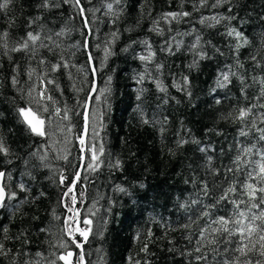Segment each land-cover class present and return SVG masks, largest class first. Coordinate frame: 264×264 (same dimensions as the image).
I'll list each match as a JSON object with an SVG mask.
<instances>
[{"label":"trees","instance_id":"obj_1","mask_svg":"<svg viewBox=\"0 0 264 264\" xmlns=\"http://www.w3.org/2000/svg\"><path fill=\"white\" fill-rule=\"evenodd\" d=\"M112 2L80 0L76 6L75 0H51L44 8L39 6L43 0H13L0 11V33H9L7 48L0 40V139L9 149L7 155L0 153V170L11 174L7 182L17 192L0 207V243L6 253L0 254V264H61L58 257L67 251L74 253V264L81 253L84 264H223L236 257L239 264H264L258 245L240 256L234 251L238 244H228L226 235L215 236L214 244L209 242L214 238L210 230L200 235L211 220L233 214L229 201H217L229 185H242L251 170L249 165L242 172L227 171L241 147L256 145L244 157L250 161L264 150L256 130L264 128V97L257 82L264 77V0H232L217 8L212 7L215 0H208L206 7H200V0H121L109 10ZM169 12L191 15L163 19ZM213 15L236 19L200 23ZM233 27L249 40L238 51V41L227 35ZM29 31L40 33L41 39L26 51H11ZM106 51L111 54L106 56ZM150 52L155 53L151 61L139 58ZM200 52L206 58L200 59ZM194 60L196 66L189 67ZM53 64L61 67L52 72ZM229 71L236 73L231 83L216 88L220 73ZM141 74L145 79L138 84ZM184 76L189 84L181 91L174 85ZM45 78L55 81L47 88L56 103L46 102L51 122L47 135L37 136L21 121L17 108L27 105L34 85L44 87ZM157 81L166 92L159 91ZM138 89H143L139 100ZM252 105L256 107L246 124L228 115ZM56 107L60 115H55ZM64 110L68 120L63 119ZM242 128L248 136H240ZM80 139L94 146L96 161L91 153L84 158ZM181 140L188 142L180 145ZM201 147L208 151L201 152ZM87 163L98 167L88 169ZM77 172L80 179L73 188ZM20 183L26 191L17 187ZM69 186L73 191L65 196ZM74 195L75 221H91L85 225L88 239L77 238L81 251L67 231ZM230 199L240 197L233 194ZM204 211L211 215L202 217ZM225 248L232 251L225 253Z\"/></svg>","mask_w":264,"mask_h":264},{"label":"snow or ice","instance_id":"obj_2","mask_svg":"<svg viewBox=\"0 0 264 264\" xmlns=\"http://www.w3.org/2000/svg\"><path fill=\"white\" fill-rule=\"evenodd\" d=\"M13 0H0V11L7 10L8 7L11 5ZM64 2H68V0H64ZM121 3V0H113L112 3L107 4V8L109 10L113 9V5H119ZM208 3V0H200V7H206ZM232 0H215V3L212 4L213 8L221 7L225 4H231ZM75 5H80V0H75ZM40 7H50L51 6V0H43V3L39 5ZM81 13H83L85 10L83 8H80ZM232 9L229 8V12H231ZM191 15L189 12H169L165 13L163 16V19L168 20L171 18V20H178L180 17H186ZM37 19H39L37 17ZM236 19L235 16H223V15H213L210 17H202L200 20V23H205L206 21H213L214 24H219L223 20H234ZM34 21H30V23H33ZM214 26V25H212ZM9 33L7 31H4L3 33H0V40H4V47L7 48V37ZM59 35V34H57ZM112 35L115 37L116 33H112ZM227 35L229 37H234L238 42L236 44L237 51L239 48L243 47L244 45L249 44V40L246 36H244L243 32L237 30L236 28H230L227 31ZM51 37H49L50 39ZM41 39L40 33H33L29 31L27 33L26 39L23 40L22 43H20L18 46L13 47L11 51H22V50H28L31 45H35L37 41ZM200 37L197 36V43L192 45V48L195 50L197 48V45L199 43ZM239 41H243L241 44ZM145 44H147V41H144ZM150 47V46H149ZM179 47V44H177V48ZM127 49H125L126 51ZM169 51H171V48L169 47ZM110 52L106 51V56L110 55ZM155 53L150 52L149 55L144 56L141 55L139 58L142 61H151ZM200 59L206 58V54L204 52H200ZM91 55L89 56V60H91ZM252 59L255 61L256 57L253 56ZM41 64L45 63L44 60L40 61ZM66 66V65H64ZM196 66V61H193V64L189 67ZM242 66V65H241ZM257 66L259 63H257ZM61 67L60 64H53L51 66V71L56 72ZM160 68V65H157V69ZM34 70L29 72V76L31 77L32 72ZM235 72H222L220 73V77L216 81V88H225L231 83V77L235 76ZM39 80L40 77H37ZM145 79V76L141 74L139 78H137L136 82L138 84L142 83ZM241 82H244V77H240ZM256 79V78H254ZM13 84H16V78L13 77ZM257 82L261 86V92L260 97H264V77H261L257 80ZM41 83L44 85V87L38 88L35 85L29 90V97L30 99L27 102L26 106L18 107L17 112L21 118V121L27 126L28 130L37 136H46L47 135V128L46 124L51 122V116L45 115L46 113H49V107L47 106L46 102H52L53 104L56 103L54 98L48 94L49 89L47 88V85L55 84V81L52 79H44L41 81ZM189 84V80L187 76L182 77V80L180 83L175 84L174 86L177 87L178 90L184 91L186 90L187 86ZM56 87H59L56 85ZM157 87L159 91L166 92L167 89L162 86V83L157 81ZM216 88H213L212 91L215 92ZM101 91H107V89L101 90ZM138 95L137 100L141 98V95L143 93V89H138ZM242 93L245 91L244 88L241 89ZM33 92L36 93L35 96H33ZM188 95H191L189 92ZM258 97V99L260 98ZM217 104L220 103V100L216 101ZM36 105V107H32V105ZM256 107V105H252L251 107H240L237 111L238 114L233 115V113H229V117H232L234 120L246 124V122L249 120V118L253 115V109ZM260 107L264 108V105H260ZM61 109L59 107L55 108V115H60ZM63 119L68 120V111L64 110L63 113ZM148 120H144V123H148ZM261 122L264 123V113L261 114ZM256 121H252V126L255 127ZM88 129V115L85 114V126H84V133H87ZM71 130V129H69ZM259 133V140L264 141V128H257L256 129ZM249 133L247 131H244L242 128L240 131V136H248ZM188 141L181 140L179 142L180 145H183L184 143H187ZM194 143H199V141H193ZM80 144L82 146L81 151L85 153L84 158L87 159V154L91 153V160L96 161L97 155L94 151L93 147H87V141L85 139H80ZM256 148V145L253 144L251 147H241L239 154L235 157L233 161L234 167L229 168L228 172H242L243 169L247 168L249 165H251V170L247 172V176L245 179V182L240 184H231L227 189L224 190L223 194L219 197L220 201H229L233 206V214L232 216L225 217L220 216L214 220H211V223L207 225V229H202L200 232L201 237L203 238L205 236V231L210 230L211 234L214 235V238L209 241L210 243H216L215 236L218 235H226L227 237V243H237L238 246L235 248V252H238L240 256H247L249 253L253 252L254 249L257 248V245L259 246V253L261 256H264V150H258L257 154L259 155L258 160H248L244 159L246 155H250L253 153V150ZM100 151H103V146H101ZM201 152L208 151L207 147H201ZM0 153H3L7 155L9 153L8 147L5 145L4 141L0 139ZM35 155V153L33 154ZM41 160H44L45 157L41 156ZM66 159V157H65ZM211 157H208L209 162H211ZM121 162L119 160L116 161V167H120ZM86 167L88 169L95 170V167H98L97 165H93V163H87ZM80 179V173H76L75 179L71 181L72 185H75L77 181ZM11 180V174L6 173L3 170H0V207H4L6 205L7 201H11L17 197V192L13 190V186L11 183H8L7 181ZM65 182V177L61 175V183L63 184ZM17 187L21 191H26V186L23 183H20L17 185ZM239 190V191H238ZM73 191V188L71 186L68 187V191L64 193L65 196L69 195ZM120 191H125V189L121 188ZM208 193V186L207 184L204 185V195L207 196ZM233 194L239 195L240 199H230V196ZM246 197L247 199H244ZM73 201H75V197H73ZM193 204L199 203L197 200L192 201ZM243 206V207H241ZM207 208H213L215 205H207ZM257 210V211H254ZM70 212H73V217H70V220L75 219V210L69 208ZM211 213L209 211H204L201 213V216H210ZM83 223L85 225L91 224V221L88 219H84ZM68 224V221H66V226ZM187 227V225H186ZM7 229H5V232ZM76 232L79 233L80 236L84 238L86 241L88 239V235L90 232V229H81L76 228ZM68 235L72 236V231L69 229ZM258 235V239L253 242V238ZM238 237V240H237ZM72 243L76 244V247L79 248L81 245L79 242H77L75 239L72 240ZM249 244H251V247H249ZM61 247H65V245H61ZM142 251H147V246H145ZM197 252L200 251L199 248L196 249ZM225 253H228L232 251L229 248H225ZM0 254H5L3 252V244L0 243ZM37 255H40L37 253ZM74 253L72 251H67L64 254H61L58 259L63 261L64 264H74L73 261ZM204 257L197 256V260H202ZM240 257H236L235 261H229L228 259H225L223 261V264H239ZM83 261V253L80 254V261H76L75 264H80V262ZM52 264H55V261L52 262ZM137 264H140L139 261H137ZM247 264H251V262H247ZM257 264H260L259 261H257Z\"/></svg>","mask_w":264,"mask_h":264},{"label":"rangeland","instance_id":"obj_3","mask_svg":"<svg viewBox=\"0 0 264 264\" xmlns=\"http://www.w3.org/2000/svg\"><path fill=\"white\" fill-rule=\"evenodd\" d=\"M75 216H76V212H75ZM68 225L69 226H68V230L67 231H69V229H71L73 235H75V240L76 241H77V238H79V237L81 239H83V237L80 236L79 233L75 231V229L76 228L85 229V225H80L77 221H75V219L72 222H70V220H69V224Z\"/></svg>","mask_w":264,"mask_h":264},{"label":"water","instance_id":"obj_4","mask_svg":"<svg viewBox=\"0 0 264 264\" xmlns=\"http://www.w3.org/2000/svg\"><path fill=\"white\" fill-rule=\"evenodd\" d=\"M93 91H94V88H93V90H92V93H93ZM91 93V94H92ZM90 94V95H91ZM82 165H83V162H82V164H81V166L80 167H82ZM73 188H74V185H73ZM74 197H75V195H74ZM74 210H76V207H74ZM73 212H72V215L71 216H73ZM71 237V240H73V239H75V237H74V235L72 234V236H70ZM81 245V244H80ZM75 246H76V244H75ZM80 251H81V246L78 248ZM61 261V260H60ZM62 262V264H64V262L63 261H61ZM82 264H84V261H82Z\"/></svg>","mask_w":264,"mask_h":264}]
</instances>
